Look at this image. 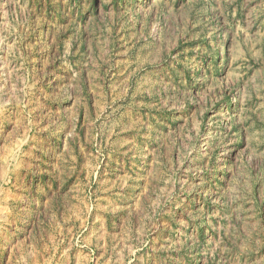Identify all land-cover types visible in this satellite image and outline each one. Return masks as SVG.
<instances>
[{
    "label": "rangeland",
    "instance_id": "1",
    "mask_svg": "<svg viewBox=\"0 0 264 264\" xmlns=\"http://www.w3.org/2000/svg\"><path fill=\"white\" fill-rule=\"evenodd\" d=\"M0 264H264V0H0Z\"/></svg>",
    "mask_w": 264,
    "mask_h": 264
},
{
    "label": "trees",
    "instance_id": "2",
    "mask_svg": "<svg viewBox=\"0 0 264 264\" xmlns=\"http://www.w3.org/2000/svg\"><path fill=\"white\" fill-rule=\"evenodd\" d=\"M197 225H198V230H199V231H202V229H203V226H202V224H200V223L198 222V224H197ZM211 230H212V229H211Z\"/></svg>",
    "mask_w": 264,
    "mask_h": 264
}]
</instances>
